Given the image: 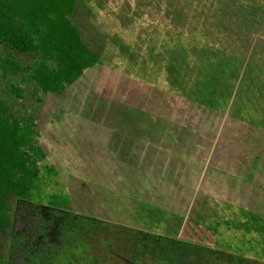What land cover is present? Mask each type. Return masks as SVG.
Returning <instances> with one entry per match:
<instances>
[{
	"label": "rangeland",
	"instance_id": "374dc122",
	"mask_svg": "<svg viewBox=\"0 0 264 264\" xmlns=\"http://www.w3.org/2000/svg\"><path fill=\"white\" fill-rule=\"evenodd\" d=\"M72 20L101 62L62 94L2 93L36 119L42 164L57 172L45 190L106 223L89 241L111 263L133 231L197 242L190 225L264 263V0H79ZM231 61V95L214 91L211 64L223 81ZM31 207L18 206L16 234Z\"/></svg>",
	"mask_w": 264,
	"mask_h": 264
},
{
	"label": "trees",
	"instance_id": "16d2710c",
	"mask_svg": "<svg viewBox=\"0 0 264 264\" xmlns=\"http://www.w3.org/2000/svg\"><path fill=\"white\" fill-rule=\"evenodd\" d=\"M78 1L0 0V264H115L89 241L106 223L74 212L70 194L45 190L48 175L57 172L42 164L46 153L37 142L36 119L16 116L2 95L24 98L23 85L32 83L44 93L62 94L101 62V51L72 20ZM15 51L34 58L24 65ZM219 63L228 71L222 81L211 64L219 78H211L210 87L216 91L213 85L219 84L221 92L231 95L233 87L226 81L230 76L236 80L235 63ZM22 205L32 206L36 218L24 217V232L16 234L15 214ZM188 227L198 235L197 242L189 228L192 239L133 231L124 238V262L116 264H264L236 253L227 256ZM209 228L203 236L211 242L218 231Z\"/></svg>",
	"mask_w": 264,
	"mask_h": 264
}]
</instances>
